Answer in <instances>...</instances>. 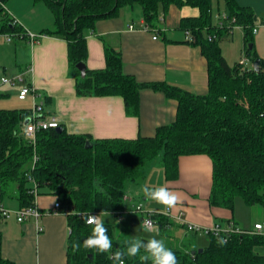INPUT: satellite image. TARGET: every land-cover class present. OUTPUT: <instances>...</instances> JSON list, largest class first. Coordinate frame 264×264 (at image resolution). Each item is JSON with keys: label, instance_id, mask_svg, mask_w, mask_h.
<instances>
[{"label": "trees", "instance_id": "obj_1", "mask_svg": "<svg viewBox=\"0 0 264 264\" xmlns=\"http://www.w3.org/2000/svg\"><path fill=\"white\" fill-rule=\"evenodd\" d=\"M0 1L6 4L8 0ZM42 1L51 9L55 22L54 28L42 31L41 35H57L67 41L69 70L76 80L79 97L122 96L129 115L139 114L140 92L144 88L157 89L178 101L174 122L159 127L154 137L133 141L94 140L89 135L70 134L59 124L62 131L58 128L37 131L34 143L24 134L23 126L30 110H0L2 198L17 188L20 209L34 205L27 175L38 183L39 194L43 188L54 194L61 211L71 212L67 215L71 228L69 264H118L109 257L117 250H125L127 245H113L105 253L85 249L83 241L91 235L94 225L85 223L78 213L106 211L118 217L125 207L123 198L129 188L143 181L146 169L158 157L167 179H171L178 174L180 157L208 155L213 164L212 206L233 210L235 198L240 196L249 206L264 208V59L253 48L256 16L252 9L239 6L235 0H224L229 18H236L245 28L246 57L251 64L243 69L239 63L230 66L221 53L220 30L212 25V0ZM1 2L0 33L26 36ZM171 5L200 10L199 17L187 18L182 24L208 61L207 94L195 95L165 84L139 83L124 73L122 56L111 47L106 48L105 69L88 68L86 32L94 29L97 21L115 17L123 8L139 6L152 26L160 12L166 13ZM257 59L261 62L255 70L253 63ZM80 62L87 67L84 77L77 68ZM87 142L91 143L90 148H86ZM35 155L38 161L33 164ZM153 219L160 231L171 223L158 214ZM104 225L111 239L113 227ZM240 230L218 237L208 235L209 245L201 252L186 247L169 249L175 253L177 264H264L263 230ZM74 243L81 244L77 251H73ZM124 260L125 264H141L139 255L125 256ZM0 264H15L3 257L1 236Z\"/></svg>", "mask_w": 264, "mask_h": 264}, {"label": "crops", "instance_id": "obj_2", "mask_svg": "<svg viewBox=\"0 0 264 264\" xmlns=\"http://www.w3.org/2000/svg\"><path fill=\"white\" fill-rule=\"evenodd\" d=\"M8 1L5 4L7 14L16 18L25 32L38 35L54 28V15L44 1ZM235 1L239 6L253 10L256 16L254 29L257 30L253 34V48L259 58L264 59V0ZM138 7L123 8L117 16L99 20L94 29L87 30L88 68L105 69L106 48L111 47L121 54L124 73L139 83L165 84L195 95L207 94L208 61L201 46L194 40H187L188 29L182 24L187 18L199 17V8L171 5L166 13L160 12L155 25L151 26ZM227 12L224 0H212V25L220 30L221 53L234 67L246 57L248 44L242 25L220 26V15ZM75 84L69 70L68 43L61 36L43 35L38 43L32 44L27 36L0 33V110L31 111L34 104H43L45 118L56 120L70 134L89 135L94 140L133 141L154 137L159 127L171 124L177 116L178 101L157 89H142L139 114L129 115L122 96L79 97ZM24 87H30L34 92L21 100L19 95ZM155 166V171L154 166L146 170L140 184L129 188L127 194L133 201L124 202V210L130 211L133 205L140 203L146 210L169 219L170 225L159 230V235L138 236L135 231L132 233L130 225H136L134 222L142 224V214L129 212L119 220L110 213L101 218L104 224L113 227V245H123L137 237L148 240L155 236L163 239L167 248L197 250L203 247L198 242V234L188 232L184 223L204 228L234 225L246 230H253L258 223L263 225L264 232L256 206H249L243 198L237 200L236 208L240 206L245 215L234 209L211 205L213 164L208 155L180 157L178 174L171 179H167L161 160ZM144 186H167L181 194V203L175 208L164 209L144 197ZM17 198L15 188L4 196L3 204L12 210L20 209ZM56 198L47 188L42 189L35 199L44 212L39 222L19 223L14 216L8 220L0 219L1 252L5 259L15 264H69L71 228L66 214L52 212ZM39 225L43 226V231H39ZM115 226H120L119 231L114 230Z\"/></svg>", "mask_w": 264, "mask_h": 264}, {"label": "built area", "instance_id": "obj_3", "mask_svg": "<svg viewBox=\"0 0 264 264\" xmlns=\"http://www.w3.org/2000/svg\"><path fill=\"white\" fill-rule=\"evenodd\" d=\"M1 2V1H0ZM2 5H4V8L6 9V6L3 2H1ZM13 23L17 24L20 26L19 21L16 18H13ZM226 26L227 27H234L236 25H238L236 18H232L230 19L227 13H223L220 15V26ZM256 29L253 30V33H256ZM26 36L29 37L30 42L32 44L38 43L39 39L43 36L41 34H33L30 32H26ZM216 37V36H215ZM214 37V38H215ZM155 39H157V36L154 37ZM187 40L188 41H193V37L191 35V33L188 31L187 32ZM239 64L243 67V69H245L250 63V60L247 57H244L242 60H240ZM5 82H9L8 80H4ZM34 92V90H32V88L30 87H24L21 89L20 91V95L19 98L21 100H25L30 94H32ZM28 120V124H25V121ZM24 121V134L26 135V137H28L29 139H31L34 143L36 140V133L39 130H47L50 128H59V123L54 120V119H48L45 118L43 116V104H34L33 109L30 111L29 116L26 118V120ZM38 161V157L35 155L34 159H33V164H36V162ZM34 166V165H33ZM27 179L29 180V182L32 184L31 187V193L34 195L35 199L39 196V185L36 182V180L31 176V175H27ZM124 202H132L133 198L129 195L126 194L123 198ZM61 204L59 202H55L53 208H52V212L54 213H63L66 215H69L71 212L70 210H65V211H61ZM133 208L129 211V210H121L118 212V219L121 220L122 217L129 213V212H134V213H139L143 215V220L147 219V220H151L153 222V224L158 228V224L156 223V221L153 219L154 214H156L155 212H151L146 210L142 204L137 203L135 205L132 206ZM82 214H85L83 212H79L78 216L83 218ZM44 212L43 210L34 202V205L23 208V209H17V210H12L10 208H7L4 204H3V198L1 195V188H0V219L1 220H8L11 217H15L17 219V221L19 223H24L30 220H34L36 222H39L41 220V218L43 217ZM90 215L93 216H97L99 215V213H92ZM185 228L187 229L188 232H192L195 234H206V235H214V236H220L223 234H228L231 232H240V228L235 227L233 225H230L228 228H222L218 225H215L212 228H204L201 227L199 225H195V224H191V223H184ZM39 231H43V226L39 225L38 227ZM255 231H262L263 230V225L262 224H255Z\"/></svg>", "mask_w": 264, "mask_h": 264}, {"label": "clouds", "instance_id": "obj_4", "mask_svg": "<svg viewBox=\"0 0 264 264\" xmlns=\"http://www.w3.org/2000/svg\"><path fill=\"white\" fill-rule=\"evenodd\" d=\"M144 197L156 204L162 205L164 209H172L181 203L180 193L169 190L167 186L148 187L144 186ZM85 223L94 225L91 235L83 241L82 246L85 249H96L99 253L109 252L112 249V240L106 234L107 228L104 225V221L101 217L110 216V213L102 211L99 215L93 216L90 214H82ZM141 227L145 232H155L159 235L158 228L153 224L151 220H143ZM221 244L223 240L219 241ZM127 245L125 250H117L109 258L118 264H125L124 257H137L141 264L146 261H151V264H177V258L175 253L165 246L163 239H157L155 236L150 237L146 242L139 237L125 241ZM81 247V244L74 243L73 251H77ZM143 253L141 254V250Z\"/></svg>", "mask_w": 264, "mask_h": 264}, {"label": "rangeland", "instance_id": "obj_5", "mask_svg": "<svg viewBox=\"0 0 264 264\" xmlns=\"http://www.w3.org/2000/svg\"><path fill=\"white\" fill-rule=\"evenodd\" d=\"M7 3H9V1H7L6 2V5H7ZM139 8V7H138ZM216 10L215 11H217V8H215ZM159 161H160V157H158L157 159H155L152 163H151V166H154L153 168H154V171L156 170V166H155V164H159ZM150 168V167H149ZM148 168V169H149ZM147 170V169H146ZM145 172H147V171H145ZM240 198H242V197H236L235 198V202H234V210H236V212L239 214H244L245 215V213H243L241 210H242V208L240 207V206H238V209L236 208V204H237V200H240ZM5 199H8V198H5ZM240 207V208H239ZM255 210H258L257 211V214H258V216H259V221H261L263 224H264V208L261 206V205H256V209ZM126 215H128V214H126ZM125 215V216H126ZM128 217V216H127ZM110 222H112V223H115L114 222V220H111ZM222 224H223V222H221ZM134 224H136V225H133V223L130 225V230L132 231V233H133V231H135L134 233H137V235L138 236H140V235H147V236H150V235H154V233L155 232H145L144 230H143V228L141 227V223H137V222H134ZM120 225V224H119ZM118 227H120V226H115L114 227V230H118L119 231V229H118ZM118 234V233H117ZM198 236V242H200V245H204L203 247H200L199 249H203L204 247H206V246H208L209 245V242H210V240H209V237H208V235H206V234H198L197 235Z\"/></svg>", "mask_w": 264, "mask_h": 264}, {"label": "water", "instance_id": "obj_6", "mask_svg": "<svg viewBox=\"0 0 264 264\" xmlns=\"http://www.w3.org/2000/svg\"><path fill=\"white\" fill-rule=\"evenodd\" d=\"M250 47H252V45H250ZM260 62L261 60L260 59H257L254 63H253V67L255 70H258L259 69V66H260ZM77 68L78 70L80 71L81 75L84 77L86 75V65L82 62L78 63L77 64ZM25 124H28V120L25 121ZM59 131H62V128H58ZM91 147V143L90 142H87L86 144V148H90ZM200 252L202 251V249L199 250Z\"/></svg>", "mask_w": 264, "mask_h": 264}]
</instances>
